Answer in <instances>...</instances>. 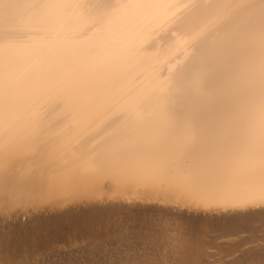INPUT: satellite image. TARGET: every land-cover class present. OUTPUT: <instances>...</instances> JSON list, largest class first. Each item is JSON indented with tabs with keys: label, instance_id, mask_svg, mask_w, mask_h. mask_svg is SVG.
<instances>
[{
	"label": "bare ground",
	"instance_id": "bare-ground-1",
	"mask_svg": "<svg viewBox=\"0 0 264 264\" xmlns=\"http://www.w3.org/2000/svg\"><path fill=\"white\" fill-rule=\"evenodd\" d=\"M145 217L264 264V0H0V264H215Z\"/></svg>",
	"mask_w": 264,
	"mask_h": 264
},
{
	"label": "snow or ice",
	"instance_id": "snow-or-ice-1",
	"mask_svg": "<svg viewBox=\"0 0 264 264\" xmlns=\"http://www.w3.org/2000/svg\"><path fill=\"white\" fill-rule=\"evenodd\" d=\"M202 231L196 233L192 227L187 224L165 223L155 217H145L135 224V227H130L126 224H121L113 227L109 225L106 229L101 226V232L96 247L101 251L116 249L122 257L125 251L132 249L133 245L127 243L130 237L143 238L158 235L161 232H167L170 238L177 233L187 238L188 244L197 243L202 245V251L206 253L209 260L216 264L217 249L212 243L214 239L220 236H226L230 239L238 240L249 234V226L242 220L237 218H224L218 223L204 222L201 226ZM199 239H195V237ZM119 240V244L115 243ZM37 264H40L37 261ZM113 264H119V260H114Z\"/></svg>",
	"mask_w": 264,
	"mask_h": 264
}]
</instances>
